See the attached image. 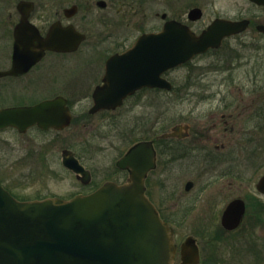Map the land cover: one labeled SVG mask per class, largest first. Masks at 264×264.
I'll return each mask as SVG.
<instances>
[{
    "label": "flooded vegetation",
    "instance_id": "obj_1",
    "mask_svg": "<svg viewBox=\"0 0 264 264\" xmlns=\"http://www.w3.org/2000/svg\"><path fill=\"white\" fill-rule=\"evenodd\" d=\"M242 2L245 6L238 12L213 17H205L200 6L174 17L165 12L159 28H145L136 23L140 17H128L136 15V3L142 5V0H76L63 15L40 23L32 17L34 6L28 18L42 36L55 24L85 38L72 50H45L30 67L25 66L27 54L15 55L21 17H12L6 46L0 45V111L20 109L22 127L0 128V186L28 200L14 193L12 168L21 165L26 183L28 174H43L42 166L29 163L47 159L77 183V190L67 196H50L89 194L105 182L130 181L127 157L136 144L146 143L155 165L145 176V192L172 231L173 264H264V0ZM94 3L104 10L118 5V14L76 17L80 6L88 9ZM71 7H76L74 14L67 13ZM197 7L201 16L193 17L191 10ZM169 21L197 37L205 34L207 46L164 70L159 77L167 86L144 85L120 100L122 83L136 82V53L122 62L112 59L129 54L141 36L160 33ZM217 22L221 25L209 31ZM97 100L106 104L97 106ZM155 101L166 102L163 126L146 125L143 109L136 111L140 103ZM177 102L180 111L175 110ZM136 114L141 124L137 139ZM98 126L107 139L119 136L118 144L123 143L115 161L103 167L85 158L81 147L61 144L69 133L74 137ZM65 151L82 170L64 164ZM237 160L261 172L248 173L249 166L237 172Z\"/></svg>",
    "mask_w": 264,
    "mask_h": 264
},
{
    "label": "water",
    "instance_id": "obj_2",
    "mask_svg": "<svg viewBox=\"0 0 264 264\" xmlns=\"http://www.w3.org/2000/svg\"><path fill=\"white\" fill-rule=\"evenodd\" d=\"M33 8L32 1L18 3L21 21L15 30V55L27 54L25 66L37 62L47 49L72 50L85 38L55 24L42 36L28 18ZM75 12L76 7L67 10L68 14ZM191 14L200 17L201 10L194 8ZM218 23L209 31L217 29ZM30 30L35 35L27 32ZM205 38V34L197 37L174 21L166 22L158 34L141 36L129 54L112 59L122 62L136 53V82L122 83L120 100L144 85L167 86L160 74L203 51ZM104 104L97 100V106ZM20 117V109L1 110L0 128L16 125L21 129ZM127 160L132 167L129 182H107L91 194L71 199L20 201L0 186V264H173L176 248L172 232L145 194V176L155 165L153 151L146 143L137 144ZM64 164L82 170L68 151L64 152Z\"/></svg>",
    "mask_w": 264,
    "mask_h": 264
},
{
    "label": "rangeland",
    "instance_id": "obj_3",
    "mask_svg": "<svg viewBox=\"0 0 264 264\" xmlns=\"http://www.w3.org/2000/svg\"><path fill=\"white\" fill-rule=\"evenodd\" d=\"M19 0H0V45L6 46L7 38L6 31L11 28V20L12 17H19V12L17 11V3ZM35 3V11L32 14V17H35L36 20L39 21H50L54 19V17H58L63 15V9L65 7H70L72 3L76 0H32ZM243 0H142V5H137L136 3V15H130L128 17H140L141 19L136 18V23L141 24L145 28H159L162 20L161 14L168 13L169 17H174L180 14L186 8H190L192 6H200L204 9L205 17H213L214 15H227L238 12V10L245 6L242 2ZM119 6H113V8L102 9L97 6L95 3L92 4L91 7L80 6L78 14L76 17H103L105 15H117ZM124 11L120 12L122 16ZM158 14V15H157ZM142 17H145V20H142ZM72 61V59H69ZM179 75L176 76L178 79L181 78V71L178 72ZM141 107H136V111L143 109L144 121H146V125H151L155 122L157 126L165 125L166 121V113L164 112L167 107L165 101H155V102H143L140 103ZM175 110L180 111L181 103H174ZM142 112V113H143ZM140 115V113H139ZM177 115V114H176ZM138 114H136V139L138 137V127L140 124V118H137ZM175 118V117H174ZM175 119H178L177 117ZM165 120V121H164ZM149 121V122H148ZM141 134H144L145 129H140ZM79 133L74 134L72 137L67 134V139L61 140L62 146L65 144L72 145L73 148L81 147V153L86 158L96 160V165L99 167H103L108 165L109 163H113L118 156V152L116 151L118 147H121L123 143L118 144L120 141L119 136L113 138L115 136L107 139L104 135V132L98 126L96 129L85 132L84 130L78 131ZM3 136L12 137L13 134H3ZM2 139V138H1ZM113 144L116 146L113 148ZM61 146V147H62ZM111 148V149H110ZM53 160L52 156L50 157ZM48 164H45V163ZM35 165H34V164ZM29 163V166H33L34 168L37 166L41 168L42 175L38 178L37 174H28L27 182L24 183V178L21 174V165L17 163L16 166L12 168V177H14L15 183L12 188L20 198L25 199H33V198H42L45 196H50L53 194H57L59 196H67L71 194L72 191L77 190L76 180L66 171L59 169V164L52 163L49 164V161L45 159L43 164H40L41 161L36 163L33 161ZM237 172H241L246 169L249 164L246 163L247 167H244L243 164H238L237 160ZM47 165V169L44 168ZM40 165V166H38ZM49 167V168H48ZM250 171L248 173H260V167H256V165L249 166ZM179 168V167H176ZM179 170L177 169V174ZM174 172V173H176ZM247 172V171H246ZM178 180H180L178 178ZM181 182L178 181V185ZM16 185V186H15ZM164 189V187H161Z\"/></svg>",
    "mask_w": 264,
    "mask_h": 264
}]
</instances>
